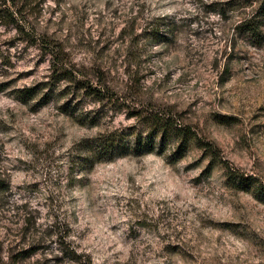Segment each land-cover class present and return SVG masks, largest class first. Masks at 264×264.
<instances>
[{
  "label": "rangeland",
  "instance_id": "obj_1",
  "mask_svg": "<svg viewBox=\"0 0 264 264\" xmlns=\"http://www.w3.org/2000/svg\"><path fill=\"white\" fill-rule=\"evenodd\" d=\"M35 2L53 58L0 20V264H76L72 251L85 264H264V0ZM251 16L259 39L237 27ZM146 107L215 156L193 140L177 160L173 143L91 168L72 159L99 132L141 129Z\"/></svg>",
  "mask_w": 264,
  "mask_h": 264
},
{
  "label": "trees",
  "instance_id": "obj_2",
  "mask_svg": "<svg viewBox=\"0 0 264 264\" xmlns=\"http://www.w3.org/2000/svg\"><path fill=\"white\" fill-rule=\"evenodd\" d=\"M4 4V8L0 9V20L2 22H11L18 30L19 33L26 36H31L35 40L34 45L42 47L41 50L45 51L50 58H53L55 51L53 49H45L47 47L46 41L43 39V34L37 32L32 25V21H29V17L33 16L36 19L37 5L35 0H28L26 4L19 6L18 0H0ZM9 4V5H7ZM35 4V5H33ZM156 24L150 23L148 31L145 32L146 39L154 40L155 42H161L158 27H154ZM238 28H244L245 32L256 39L260 38V25L256 21L255 16L242 19L238 25ZM172 32V29H169ZM57 68V67H56ZM58 68L56 69V71ZM61 74L63 79L73 82V86L76 90H83L89 96H92L96 102L112 104L118 102L119 97H113L110 94L111 89L105 85L92 86L82 79L77 77V69L74 75L73 72L68 69L61 68ZM139 70L133 69L128 74V81H137ZM33 94V93H31ZM30 94V96H32ZM124 101V99L122 98ZM134 116L142 117L144 125L141 129L131 128H111L103 132H99L92 138L83 139L78 142L76 148V155L72 157L78 164L84 166L83 168H91L96 163L101 161H109L115 157H122L125 155H143L151 153L156 150L164 152L168 144L173 143L171 155H174L175 160L180 158L185 152L188 144L195 140L200 147L204 148L208 152H212V156H215L213 146L211 143H204L201 139H198L191 131L190 127L183 123L177 122V117L171 112H166L161 108H148L133 113ZM82 168V169H83ZM225 168H228L225 163ZM25 220H29V212L25 211L23 214ZM28 222V221H27ZM56 224V221H52L51 228ZM69 259L76 264H85V260H81L80 254L76 251H72L68 255ZM89 264V263H88Z\"/></svg>",
  "mask_w": 264,
  "mask_h": 264
}]
</instances>
